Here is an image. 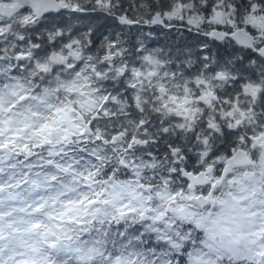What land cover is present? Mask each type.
Returning <instances> with one entry per match:
<instances>
[{"label":"snow or ice","instance_id":"1","mask_svg":"<svg viewBox=\"0 0 264 264\" xmlns=\"http://www.w3.org/2000/svg\"><path fill=\"white\" fill-rule=\"evenodd\" d=\"M0 264H264V0H0Z\"/></svg>","mask_w":264,"mask_h":264}]
</instances>
